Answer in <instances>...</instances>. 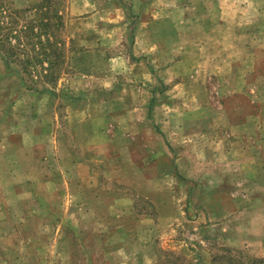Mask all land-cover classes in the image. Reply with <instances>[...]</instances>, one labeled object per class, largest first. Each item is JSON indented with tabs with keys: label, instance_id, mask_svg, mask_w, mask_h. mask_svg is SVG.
I'll list each match as a JSON object with an SVG mask.
<instances>
[{
	"label": "rangeland",
	"instance_id": "1",
	"mask_svg": "<svg viewBox=\"0 0 264 264\" xmlns=\"http://www.w3.org/2000/svg\"><path fill=\"white\" fill-rule=\"evenodd\" d=\"M41 1L0 0V13ZM72 1L58 0L54 5L64 21L58 34L64 42V63L55 85L37 79L32 71L23 72L0 55V264H264V49L246 47V29H224L220 30L223 44L213 48L215 54L204 47V61L197 49H186L188 60L176 64L180 77L170 84L156 77L157 67H148L154 74L148 86L157 90L159 99L167 103L169 99L171 107L152 117L178 120L186 115L184 126L154 127L166 135L165 145L171 150L170 158L150 162L155 165L153 173L140 176L157 180V211L131 187L141 180L132 173L136 167L132 163L139 161L147 170L146 159L136 161L115 151L130 143L131 128L78 122L84 116L100 117L99 101L112 100L117 109L118 103H124L122 97L127 105L136 97L102 92L126 79L121 73L128 63L109 60L120 52L129 56V47L79 45V39L94 35L91 27L98 26L99 17L72 28L70 19L86 16L71 15ZM95 1L113 8L123 4L125 22L133 20L134 0ZM109 16L117 20L113 12ZM102 19L108 22L105 16ZM108 71L115 78L106 77ZM191 74L196 75L194 80ZM83 77L92 80L87 92L82 90L86 84L77 83ZM181 77L190 84L187 92L174 90ZM115 109L114 116L123 112ZM99 130L103 139L105 135L107 142L115 143L109 151L115 149L118 155L108 158L107 153L101 162L121 168L117 176L121 184L101 162L84 161L88 152L84 148L102 147L95 133ZM78 161L88 164L91 172L81 168V177L77 172L74 179L70 171ZM42 179L54 181L61 190L54 198L49 195L52 205L44 207L50 215L60 214L61 225L38 219L39 207L29 204L28 198L20 197L22 206L16 202L14 183ZM197 181L200 188L195 190ZM115 186L122 202L115 205L113 193L106 200L99 197L98 188L114 191ZM215 200L222 205L210 204ZM209 210L219 219L207 222L203 213ZM200 226L206 229L198 233ZM64 232L68 237L62 239ZM12 246L16 254L5 255Z\"/></svg>",
	"mask_w": 264,
	"mask_h": 264
},
{
	"label": "crops",
	"instance_id": "2",
	"mask_svg": "<svg viewBox=\"0 0 264 264\" xmlns=\"http://www.w3.org/2000/svg\"><path fill=\"white\" fill-rule=\"evenodd\" d=\"M130 6L133 20L125 22L127 17L123 4L113 8L109 3L101 4L99 2L98 4L95 0H73L70 6L71 15L86 16L82 19H70L69 22L70 26L73 28L74 26L77 27L78 24H84L87 20L99 17L98 26L91 27L94 30V35L77 41L81 46L92 48L98 46L125 47L128 45L129 47V56L120 52L115 56V59L111 58L109 60L111 63L119 61L128 63L126 71H122L121 73L125 74L123 76L126 79L120 86L106 87L102 92L118 93L120 96H127V94L130 93L131 96L135 95L136 98L133 97L134 100L132 98L130 104L127 105L126 98L122 97L125 104L118 103L117 109L113 107L112 100L111 102H108L107 100L99 101L100 104L98 106L102 111L100 117H89L87 119L84 116L82 119H78V122L81 125L89 126H129L131 128L130 133L132 134L130 143L124 144L125 146H123L122 143L121 148L116 147V150L113 149V151H109V149L112 150V146L115 143L111 141L107 142V137L105 135L103 139L100 130L95 132L99 135L97 137L101 139L102 147L98 150H95L96 148H93L92 146H90L92 149L84 148L88 150V152L84 153L88 161H84L88 164L91 162L99 164L103 159L102 156L106 157L105 154L107 153L108 158L111 156L117 157L118 155L115 154V151L119 152V156H126L135 159L136 161L140 158L146 159V163L148 164L147 170L145 169L146 171L143 170V166H139V161H137V163H132V166H136L132 173L136 174L138 178L145 173L148 175L149 172H154L155 165L152 163V165H150V162H154L153 160L156 159L170 158L171 155L170 148L165 145L166 135H160L156 132L154 127L160 125L166 126L167 124L184 126L183 124L186 122V115H184V118L181 117L178 120L168 117L162 119H154L152 117L155 112H158L161 109L170 110L171 107L169 99L168 103L165 102L163 97L159 99V93L157 90L154 89V87L152 88L148 86L149 84L147 82L154 77V74L148 67L154 69L157 67L156 69H159V71L156 72V77L160 78L165 84H170V82L180 77L175 71L176 64L178 66V62L188 60L186 49H190L191 47L195 50L197 49L201 56L199 60L204 61L206 56V50H204V47H211L212 55L215 54L213 48L223 44L220 41V30L224 29H246V47H248V49L249 47H255L259 48L258 51H262L264 49V0H134L131 2ZM112 12L116 14L117 20L109 16ZM103 16H105L104 20L113 23H105L102 21ZM127 27L129 28V32H131V37H129L130 39L128 40L125 39L124 36ZM195 59L197 60V58H194V60ZM155 64H158V66ZM114 74V72L112 73L111 71H108L106 77L109 76L110 78H113ZM195 76L196 75L191 74L190 78L194 80ZM77 83L86 84L87 87H83L82 90L87 92L90 90L88 88H91L92 80H90L89 77H83V79ZM174 87V90L178 92L182 89L187 92L188 88H190V84H188L185 77H181L180 81L177 82ZM169 93H171V91H169ZM169 93L167 92L166 94ZM114 109L118 111L123 109V112L114 116L111 113ZM179 109H182V107L180 106ZM186 109L187 108L184 107V111ZM195 110H197L196 107ZM169 132L170 131H168V134ZM119 133H121V130H119ZM85 142L86 141H84V143ZM90 142L89 138L86 143L90 144ZM104 143L105 145H103ZM96 151L98 153H96ZM100 164L107 169L106 171H108V174L113 176L117 184H121L117 179V176L120 173V167L111 168L110 166H106L104 161ZM87 165L83 164L81 161L72 165L73 168L70 171L72 178H76L75 173L77 172V175L81 177L79 169L82 168L84 171V168H88ZM87 171L88 174H90V168H88ZM140 178L141 180L139 181L141 182L138 181L131 184L132 189L136 192L137 197H143L148 201V204L152 207L154 206L155 210L159 211L156 199H158L160 195L156 192L154 193V190L158 189L156 187L158 186L156 185L157 180L151 177ZM189 182L191 184V181ZM199 183L197 181L196 186L194 184V188H196L195 190L200 188ZM116 186L113 187L115 189L114 191L106 189L102 191L98 188L99 197L103 195V197L100 198L106 200L108 199V195H112L111 193H113L114 196H116L114 199L116 200L115 205L117 204V201L122 202L124 198H122V194L116 192L117 189H120ZM216 187H219L218 180ZM12 188L13 190H16V195L18 197L16 202L20 206L24 204L20 198L23 196L28 198L30 202L29 204H34L39 207L37 217L42 222L50 221V223L52 222L51 224L54 225H61L64 223L60 214L57 216L50 215L48 209L44 208L47 207L45 205L48 203L52 205V202L47 201L49 195L51 198H54L55 194L61 192L54 181L42 179L41 182L38 181L29 184L24 180L21 183H14ZM93 188L96 189V186ZM27 204L28 203H25V205ZM210 204L215 206L222 205L216 200L210 202ZM230 204L233 205L232 202ZM222 214V217L228 215L225 210ZM203 215L207 222L219 219L217 213L212 210H209L206 213L204 212ZM203 215H200L196 220L198 222L202 220ZM184 216L185 215L181 214V219H183ZM244 217L246 220V214ZM194 220L192 219L191 222L196 221ZM244 226H246V222ZM199 228L200 230H198V233H201L203 229H206L205 227L201 229L202 226ZM36 236L38 237V235ZM61 236L62 239L63 237H68L66 232ZM244 238L246 239V232L244 233ZM244 243H246V240ZM59 249H61V247ZM16 251L17 250L14 249V246H12L9 251L5 250L4 254L8 256L10 254L14 255L16 254Z\"/></svg>",
	"mask_w": 264,
	"mask_h": 264
},
{
	"label": "trees",
	"instance_id": "3",
	"mask_svg": "<svg viewBox=\"0 0 264 264\" xmlns=\"http://www.w3.org/2000/svg\"><path fill=\"white\" fill-rule=\"evenodd\" d=\"M56 4L58 0H42L33 7L0 13L2 58L25 73L32 71L50 86L55 85L64 63V42L58 35L64 21Z\"/></svg>",
	"mask_w": 264,
	"mask_h": 264
}]
</instances>
